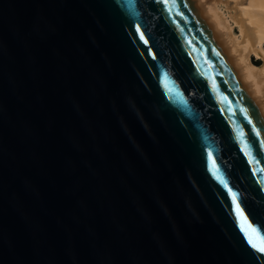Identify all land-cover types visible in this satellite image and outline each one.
Segmentation results:
<instances>
[{
    "label": "water",
    "instance_id": "obj_1",
    "mask_svg": "<svg viewBox=\"0 0 264 264\" xmlns=\"http://www.w3.org/2000/svg\"><path fill=\"white\" fill-rule=\"evenodd\" d=\"M258 235L264 110L201 0H0V264H264Z\"/></svg>",
    "mask_w": 264,
    "mask_h": 264
},
{
    "label": "bare ground",
    "instance_id": "obj_2",
    "mask_svg": "<svg viewBox=\"0 0 264 264\" xmlns=\"http://www.w3.org/2000/svg\"><path fill=\"white\" fill-rule=\"evenodd\" d=\"M201 1L226 31L240 66L264 110V102L261 101L264 97V66L261 69H255L249 65L248 61L250 51H254L257 58L264 59V56L258 52L264 45V0ZM258 15L262 18L256 20ZM234 27L239 29L236 40L232 36Z\"/></svg>",
    "mask_w": 264,
    "mask_h": 264
},
{
    "label": "rangeland",
    "instance_id": "obj_3",
    "mask_svg": "<svg viewBox=\"0 0 264 264\" xmlns=\"http://www.w3.org/2000/svg\"><path fill=\"white\" fill-rule=\"evenodd\" d=\"M220 9H221V7H220ZM259 18H262L261 15H258L257 18H255V19L256 20H259ZM238 35H239V29H238V27H234L233 30H232V36H233V38H235V40H236L237 39L236 37ZM258 52L261 53V55L264 56V45H263V49L262 50H258ZM256 56L257 55L254 53V51H250V53H249V59H248L249 65H251L255 69H261L264 66V59L263 58H257ZM261 101L264 102V97L261 98Z\"/></svg>",
    "mask_w": 264,
    "mask_h": 264
},
{
    "label": "snow or ice",
    "instance_id": "obj_4",
    "mask_svg": "<svg viewBox=\"0 0 264 264\" xmlns=\"http://www.w3.org/2000/svg\"><path fill=\"white\" fill-rule=\"evenodd\" d=\"M252 233L255 234L256 233V230L255 229H251ZM260 242H261V245L262 247L260 248L261 251H264V236H257L256 237ZM251 242V240H250Z\"/></svg>",
    "mask_w": 264,
    "mask_h": 264
}]
</instances>
